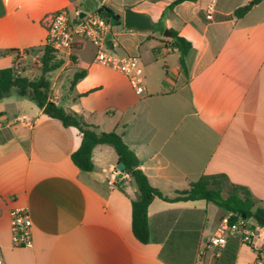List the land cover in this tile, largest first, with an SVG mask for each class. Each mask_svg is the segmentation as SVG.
<instances>
[{
    "label": "crops",
    "instance_id": "obj_1",
    "mask_svg": "<svg viewBox=\"0 0 264 264\" xmlns=\"http://www.w3.org/2000/svg\"><path fill=\"white\" fill-rule=\"evenodd\" d=\"M174 1L0 0V52L12 50L0 55V69L39 75L38 64L27 63L40 56L56 11L66 9L74 18L103 6L112 9L120 24L111 27L109 51L138 58L144 91L136 93L121 73L95 63L94 47L75 37L70 50L56 54L61 67L48 74L51 101L96 132L121 135L149 185L164 197L174 198L201 176H223V186L245 188L255 207L264 208V0L250 7L251 0H214L210 20L205 10L211 0L169 8ZM237 8L243 16H235ZM125 9L146 14L153 30L125 29ZM164 30L190 43L184 70ZM75 72L84 75L69 89ZM80 140L75 128L47 117L32 102L16 96L0 100L3 264H169L192 252V264H216L229 247H235L232 264H255L264 251V228L251 219L243 220L245 231L255 234L250 245L232 233L223 249L210 247L228 213L204 200L154 198L147 209L149 241L139 243L131 232L137 195L132 179L122 173L114 188L107 185L117 165L108 145L93 148L91 172L77 169L70 156ZM14 208L29 213L30 248L12 246Z\"/></svg>",
    "mask_w": 264,
    "mask_h": 264
},
{
    "label": "trees",
    "instance_id": "obj_2",
    "mask_svg": "<svg viewBox=\"0 0 264 264\" xmlns=\"http://www.w3.org/2000/svg\"><path fill=\"white\" fill-rule=\"evenodd\" d=\"M183 1L194 0H175L169 8ZM260 1L251 0L246 7L256 5ZM95 13L106 18L111 25L120 24L119 17L108 7H100ZM234 14L237 17L243 16V8H237ZM168 32L170 34V38L168 39L170 47L177 51L179 66L184 70V59L191 49V45L174 31L168 30ZM7 52H12V50L0 52V55H4ZM62 63L53 50L43 47L40 50L38 76L33 78L22 77L16 72L14 67L0 69V100L10 96L26 99L35 104L47 117L59 121L64 127L75 128L80 133L81 140L79 147L71 154L70 159L73 165L82 172L88 173L92 171L91 153L95 146L108 145L113 149L117 163L123 164L122 173L132 179L137 192L136 198L131 201V232L139 243L146 244L149 241L147 209L154 198H159L166 202L204 200L213 203L230 214L229 222L231 223L237 220L251 219L255 225L264 228V208L255 207V200H253L245 188L227 186V189L224 190L226 186H223V176H201L197 181L190 183L188 190L177 192L176 196L172 199L164 197L158 190L152 188L140 170L136 156L125 145L121 135L114 131L107 133L96 132L94 126L86 124L74 112L59 107L51 101L48 74L61 67ZM83 75V72H75L70 81L69 89ZM171 238L172 236H169L168 240H171ZM236 240L235 244H237ZM234 255L235 247H229V250L224 249L216 259V264H232ZM192 261L193 252L187 260L181 261L179 256L175 257V259L167 260L169 264H192Z\"/></svg>",
    "mask_w": 264,
    "mask_h": 264
},
{
    "label": "built area",
    "instance_id": "obj_3",
    "mask_svg": "<svg viewBox=\"0 0 264 264\" xmlns=\"http://www.w3.org/2000/svg\"><path fill=\"white\" fill-rule=\"evenodd\" d=\"M214 12V0H211L205 10L206 19L210 20ZM76 13L70 18L66 9L56 11L49 18L44 47H48L56 54L70 50L74 38L80 37L94 47V62L121 73L127 79L131 88L138 94L144 91L143 74L139 60L135 56L117 57L109 51V34L112 25L103 16L95 12H87L80 18ZM24 53L19 52V56ZM40 56H33L38 64ZM24 118V117H22ZM107 185L114 188L117 185V170H112L106 178ZM230 214L219 220L215 234L209 239L208 245L217 251L224 248L227 235L239 233L241 241L247 245L252 243L254 232H246L243 220L229 222ZM11 243L14 248H30L31 220L25 209L14 208L9 211ZM264 260V251H258L255 264H261ZM0 264H3L0 256Z\"/></svg>",
    "mask_w": 264,
    "mask_h": 264
},
{
    "label": "water",
    "instance_id": "obj_4",
    "mask_svg": "<svg viewBox=\"0 0 264 264\" xmlns=\"http://www.w3.org/2000/svg\"><path fill=\"white\" fill-rule=\"evenodd\" d=\"M246 8H244L245 10ZM84 14H80L79 17L81 18ZM123 26L125 29L128 30H136L140 32H150L153 30V24L150 18L144 14L139 12H134L130 9H125L123 14ZM163 37L170 38V34L167 30L162 32ZM109 43V42H108ZM123 164L117 163L116 170H117V177L121 178L122 171H123Z\"/></svg>",
    "mask_w": 264,
    "mask_h": 264
},
{
    "label": "rangeland",
    "instance_id": "obj_5",
    "mask_svg": "<svg viewBox=\"0 0 264 264\" xmlns=\"http://www.w3.org/2000/svg\"><path fill=\"white\" fill-rule=\"evenodd\" d=\"M21 64V63H20ZM24 64V63H23ZM28 64V66L30 65V64H37L35 61H30L29 63H27ZM227 189V186L224 188V190H226Z\"/></svg>",
    "mask_w": 264,
    "mask_h": 264
}]
</instances>
